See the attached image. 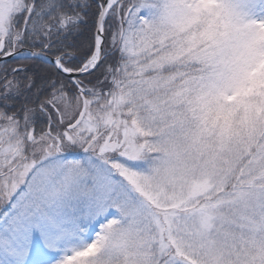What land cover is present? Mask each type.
<instances>
[{"label":"snow or ice","instance_id":"1","mask_svg":"<svg viewBox=\"0 0 264 264\" xmlns=\"http://www.w3.org/2000/svg\"><path fill=\"white\" fill-rule=\"evenodd\" d=\"M0 264H264V0H0Z\"/></svg>","mask_w":264,"mask_h":264}]
</instances>
